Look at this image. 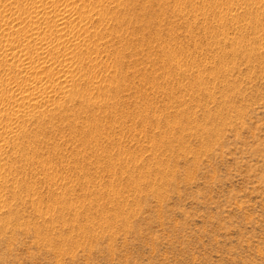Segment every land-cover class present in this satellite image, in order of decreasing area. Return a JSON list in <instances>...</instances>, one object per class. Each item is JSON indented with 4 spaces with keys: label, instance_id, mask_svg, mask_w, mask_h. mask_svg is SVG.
Masks as SVG:
<instances>
[{
    "label": "rangeland",
    "instance_id": "1",
    "mask_svg": "<svg viewBox=\"0 0 264 264\" xmlns=\"http://www.w3.org/2000/svg\"><path fill=\"white\" fill-rule=\"evenodd\" d=\"M42 1L0 0V103L48 92L0 112V264H264V0Z\"/></svg>",
    "mask_w": 264,
    "mask_h": 264
},
{
    "label": "bare ground",
    "instance_id": "2",
    "mask_svg": "<svg viewBox=\"0 0 264 264\" xmlns=\"http://www.w3.org/2000/svg\"><path fill=\"white\" fill-rule=\"evenodd\" d=\"M44 1V0H43ZM43 1L41 2V3H43ZM47 1V0H46ZM54 1V0H53ZM37 2H38V0H37ZM40 2V1H39ZM45 2V1H44ZM48 2V1H47ZM50 2H52V0H50ZM50 2H48V3H50ZM70 2H71V0H70ZM47 3V4H48ZM73 3H74V1H73ZM45 4H46V2H45ZM64 4V3H63ZM68 4V3H67ZM66 4V5H67ZM71 4V3H70ZM37 5V3L35 4V6ZM42 5V4H41ZM44 5V4H43ZM65 5V4H64ZM66 5L64 6V7H62V8H60V11L62 12V13H60V11L58 12V13H60V18L57 16V14H56V20H57V18L59 19V22L58 21H56L57 23H58V26L59 25H63L64 24V22H66L67 20V18H68V16L66 17L65 16V14H66V12L69 10L68 8H66ZM37 6H39V4L37 5ZM5 7V6H4ZM15 7V6H14ZM46 7V6H45ZM58 7V6H57ZM60 7V6H59ZM67 7H70V5L68 6L67 5ZM8 8V7H7ZM35 8H37V7H35ZM39 9H40V6L38 7ZM43 8V7H42ZM17 9V8H16ZM15 9V10H16ZM71 9V8H70ZM6 10V9H5ZM37 10V9H36ZM43 10H44V8H43ZM45 10H46V8H45ZM63 10V11H62ZM9 11H10V8H9ZM8 11V12H9ZM71 11H72V9H71ZM5 12V11H4ZM35 12V11H34ZM38 12V11H37ZM40 12V11H39ZM39 12L38 13H36L35 12V14L34 13H32L31 14V16H30V14L28 15V17H29V21L32 23V34H30V36L31 37H33V39L35 40V39H39L40 38V40H43V39H41V37H40V34L42 33L41 32V30L40 31H38L39 30V28H38V30H35L36 29V27H35V25H36V23H37V21L39 20L40 21V19H41V17H43V16H40V14H39ZM43 12V11H42ZM42 12H40V13H42ZM46 12V11H45ZM69 12H70V10H69ZM69 12H67V15H68V13ZM56 13V12H55ZM34 14V15H33ZM43 14V13H42ZM48 14L49 13H47V16H48ZM44 15V14H43ZM46 15V14H45ZM44 15V18L45 17H47V16H45ZM74 15V14H73ZM6 17L8 16V15H5ZM18 16V15H17ZM55 17V16H54ZM65 17H66V19H65ZM71 17V16H70ZM8 18V17H7ZM6 19V18H5ZM9 19V18H8ZM24 19V18H23ZM55 19V18H54ZM64 19L66 20V21H64ZM70 19V18H69ZM76 19V18H75ZM12 20V19H11ZM38 21V22H39ZM43 21V20H42ZM55 22V21H54ZM5 23V22H4ZM3 23V24H4ZM7 26H6V25ZM4 24V26L5 27H7V29L8 28H14V27H16L17 26V24H15V25H13L14 24V21L12 22V21H9V20H7L6 21V23ZM39 24V23H38ZM53 24V23H52ZM55 25H56V23H55ZM68 25V24H67ZM58 26H57V29H58ZM62 27V26H61ZM64 27V26H63ZM72 27V26H71ZM3 28V27H2ZM65 28V27H64ZM12 29H10V31L12 30ZM60 29V28H59ZM59 29L58 30H56V31H59ZM6 30V29H5ZM15 30V29H14ZM61 30H62V28H61ZM71 30V29H70ZM80 30V29H79ZM7 31V30H6ZM6 31H5V33H6ZM76 31V30H75ZM9 34H10V32H9ZM5 35V34H4ZM43 35V34H42ZM61 35V34H60ZM30 36H29V38H30ZM59 36V35H58ZM62 36V35H61ZM64 36V35H63ZM62 36V37H63ZM73 36V35H72ZM6 37V36H5ZM9 37V36H8ZM7 37V38H8ZM69 37H70V35H69ZM74 37V36H73ZM59 38V37H58ZM68 38V37H67ZM66 37L64 38L65 40L67 39ZM72 38V37H71ZM12 39V38H11ZM10 39V40H11ZM31 39V38H30ZM29 39V40H30ZM74 40H76L75 38H73ZM9 40V39H8ZM60 40V39H59ZM1 41V40H0ZM12 41V40H11ZM11 41L9 42L8 41V43L9 44H7L6 43V45H8V47L6 48V51H8V52H6L5 54H3L4 56L2 57V58H4L6 61H11L12 62V60L13 59H15L16 57H18V60H19V64L18 65H22V66H19V67H24L27 63H29V62H31V60H30V56H27V55H25L26 53H24V54H21V53H17V51L15 50L14 51V49H16V48H12L13 46H12V44H13V42H12V44L10 45V43H11ZM57 41V40H56ZM68 41V40H67ZM69 41H73V40H71L70 38H69ZM69 41L67 42V43H69ZM7 42V41H6ZM44 42V41H43ZM43 42H40V43H42V46L44 45V46H47V45H45ZM65 42V41H64ZM76 42V41H75ZM38 43V42H37ZM39 43V44H40ZM53 43V42H52ZM63 43V42H62ZM80 43V42H79ZM18 44V43H17ZM48 44V43H47ZM55 44V43H54ZM70 44H72V43H70ZM82 44V43H81ZM80 44V45H81ZM57 45V44H56ZM67 45V44H66ZM76 45H77V42H76ZM80 45H79V47H80ZM61 45H59V47H60ZM73 46V45H72ZM58 47V48H59ZM70 47H71V45H70ZM74 47V46H73ZM77 47V46H76ZM83 47V46H82ZM43 48V47H42ZM75 48V47H74ZM8 49V50H7ZM10 49V50H9ZM23 49V48H22ZM57 49V48H56ZM76 49H78V48H76ZM68 50V49H67ZM76 51V50H75ZM4 53V52H3ZM28 53V52H27ZM79 53V52H78ZM68 54V53H67ZM73 54V53H72ZM65 55V54H64ZM75 56V55H74ZM67 57V56H66ZM16 60V59H15ZM69 60V59H68ZM13 63H14V61H13ZM16 63V62H15ZM71 63V62H70ZM17 64V63H16ZM41 64V63H40ZM30 65V64H29ZM71 65H73V64H70V65H68V67H65V70H63V71H65V73L63 74V77H62V75H61V77H62V79H58V80H60V82H61V84H65L64 82H66V83H68L67 82V80H68V75H70V73L67 75V72H69L68 71V68H70V66ZM27 66V69H30V68H28L29 66L28 65H26ZM25 66V67H26ZM39 66V65H38ZM38 66H34V70L32 71V70H27V69H22L21 68V70L23 71L24 70V72L26 71V73H27V71L28 72H30L31 74H35L36 75V73H38V71L40 70L39 68H41L40 66H39V68H38ZM43 66V65H42ZM45 68V67H44ZM43 68V69H44ZM42 70V69H41ZM72 70V69H71ZM32 71V72H31ZM39 73H41V72H39ZM33 74V75H34ZM29 75V74H28ZM32 76V75H31ZM37 77V76H36ZM69 80H71V79H69ZM13 81V80H12ZM25 81V80H24ZM51 81V80H50ZM54 81V80H53ZM57 81V80H56ZM75 81V80H74ZM26 82V81H25ZM58 82V81H57ZM56 82V83H57ZM60 82H59V84H60ZM53 83V82H52ZM58 84V83H57ZM19 85V88H17L18 89V93L15 95V99L13 98V97H11L12 99H14V101H13V104H10V101L7 103V104H5V102H4V104H3V102L1 101V103H0V112H3L4 110H9V109H12V111H13V119L15 118L16 119V121L19 123V121L18 120H20L22 117H24V116H22V113H21V110H22V108L23 107H29V108H27V111L29 112V111H32V110H34V108H35V106H38L39 104V102L40 101H42L43 99H45V96H46V94L48 93H46V90L43 88V90L41 89V86H38L37 84L36 85H34L33 84V82H28L27 84H18ZM40 85V84H39ZM44 85H46V84H44ZM68 85V84H67ZM3 86V85H2ZM43 87V86H42ZM58 87V86H57ZM64 87V86H63ZM62 87V88H63ZM65 87H66V84H65ZM70 87V86H69ZM32 88L34 89V88H40L39 90H36V91H33L34 93H31V90H32ZM49 88V87H48ZM60 88V87H59ZM2 89V88H1ZM65 89V88H64ZM67 89V88H66ZM60 90V89H59ZM71 90V89H70ZM69 90V91H70ZM5 91V90H4ZM61 91V90H60ZM59 91V92H60ZM2 92V91H1ZM51 91H49V93H50ZM9 94H10V92H9ZM33 94V95H32ZM39 95H40V98H39ZM50 96V95H49ZM52 96V95H51ZM50 96V97H51ZM1 97V96H0ZM39 98V99H38ZM6 99V98H5ZM37 99L39 100L38 102H37ZM50 99V98H49ZM46 100V99H45ZM7 101V100H6ZM12 101V100H11ZM47 101V100H46ZM50 101V100H49ZM42 103V102H41ZM9 105L11 106L12 105V108H10L9 107ZM44 105V104H43ZM6 106V107H5ZM5 107V108H4ZM24 109H26V108H24ZM23 109V110H24ZM37 109V108H36ZM36 111V110H35ZM9 112V111H8ZM25 112H26V110H25ZM27 112V113H28ZM37 112V111H36ZM5 113V112H4ZM3 113V114H4ZM7 113V112H6ZM9 114H11V111H10V113ZM8 113H7V115H9ZM24 114V113H23ZM31 114H33V113H31ZM0 115H2V113L0 114ZM5 115V114H4ZM7 115H5V116H7ZM10 116V115H9ZM11 116V117H12ZM1 117V116H0ZM8 117V116H7ZM10 117V118H11ZM25 117H26V115H25ZM1 119V118H0ZM12 119V118H11ZM14 119V120H15ZM24 120V119H23ZM6 122V121H5ZM12 122H13V120H12ZM11 122V124H12V126L11 127H9V126H7V127H9L10 129V131L9 132H18L17 131V128L18 127H15V126H13L14 124ZM15 122V121H14ZM24 122V121H23ZM22 123V122H21ZM1 124V123H0ZM9 125V124H8ZM18 126V125H17ZM22 126V125H21ZM4 127V126H3ZM2 127V129H3V131H0V150L3 148V146H5V144L3 145V143H4V141H2L3 139V137H2V135H3V132H5L4 131V129L5 128H3ZM1 128V127H0ZM1 129V130H2ZM20 128H18V130H19ZM21 129H22V127H21ZM24 129V128H23ZM5 130H7V129H5ZM8 131V130H7ZM6 131V132H7ZM8 133V132H7ZM22 133V132H21ZM4 134H6V133H4ZM12 134V133H11ZM9 135V134H8ZM15 135V134H14ZM13 135V136H14ZM17 135H18V133H17ZM7 135H5V137H6ZM12 136V135H11ZM4 137V138H5ZM6 141V140H5ZM6 143V142H5ZM7 144V143H6ZM11 144V143H10ZM19 145V144H18ZM15 146V145H14ZM8 147V146H7ZM1 170V169H0ZM5 170V169H4ZM1 171H3V170H1ZM1 173H3V172H1Z\"/></svg>",
    "mask_w": 264,
    "mask_h": 264
}]
</instances>
